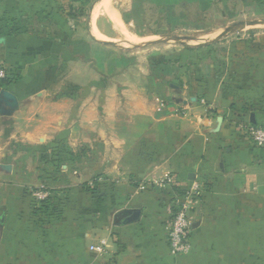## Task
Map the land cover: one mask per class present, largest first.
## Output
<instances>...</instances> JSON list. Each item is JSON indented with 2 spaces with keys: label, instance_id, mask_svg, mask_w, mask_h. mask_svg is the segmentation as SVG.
Here are the masks:
<instances>
[{
  "label": "crops",
  "instance_id": "0c3cea01",
  "mask_svg": "<svg viewBox=\"0 0 264 264\" xmlns=\"http://www.w3.org/2000/svg\"><path fill=\"white\" fill-rule=\"evenodd\" d=\"M100 8L123 34L109 0ZM30 10L25 0H0L9 79L0 90L17 100L0 113V264H264V149L247 131L264 125V113L217 108L208 91L195 88L204 100L171 83L175 69H150L146 51L93 33L72 42L9 32ZM44 152L53 163L39 162ZM168 176L175 186L153 187ZM194 185L203 187L196 200L185 196ZM45 186L59 208H42L44 195L25 190ZM179 204L189 207L191 251L174 257L166 242ZM124 210L139 215L126 222ZM101 241L99 256L89 248Z\"/></svg>",
  "mask_w": 264,
  "mask_h": 264
},
{
  "label": "rangeland",
  "instance_id": "374dc122",
  "mask_svg": "<svg viewBox=\"0 0 264 264\" xmlns=\"http://www.w3.org/2000/svg\"><path fill=\"white\" fill-rule=\"evenodd\" d=\"M102 2L25 0V5L31 9L25 12L27 18L10 23L8 31L66 38L72 42L86 34L90 38L93 33L107 44L120 45L133 52L146 51L144 61L150 69L156 65L175 69V73L169 74L171 83H186L190 92L196 90L200 98H204V93L199 94L198 89L208 91L211 97L207 99L205 95L204 100L215 99L217 108L238 113L248 108L264 113V0H109L110 11L119 12L122 18L124 27L120 31L123 34L109 25L107 14L100 8ZM242 21L247 26L219 37ZM128 33L142 39L128 42L125 40L129 39ZM174 37L188 40L163 42ZM136 46L139 49L133 50ZM246 99L247 107L243 103ZM258 127L264 129V125ZM40 157V163H53L54 155L44 152ZM82 186L89 195H99L97 189H89L90 192L87 183ZM48 189L45 186L25 190L28 195L33 196L38 191L44 195L36 199L45 203L42 208H59L62 203L50 202ZM36 201H32L30 208L34 211Z\"/></svg>",
  "mask_w": 264,
  "mask_h": 264
},
{
  "label": "built area",
  "instance_id": "2783aa9c",
  "mask_svg": "<svg viewBox=\"0 0 264 264\" xmlns=\"http://www.w3.org/2000/svg\"><path fill=\"white\" fill-rule=\"evenodd\" d=\"M6 78L5 68L0 65V81ZM253 145L264 149V129L260 127H248ZM96 181H91L88 186L94 188ZM175 180L172 177H166L164 180L153 184L156 189H165L167 187L175 186ZM149 187L148 185L140 184L138 190L143 191ZM203 187L194 185L189 191L185 192V196L192 199H197L203 193ZM191 232L192 220L190 216L189 207L187 204H179L173 207L171 224L167 232V246L171 256H185L191 251ZM89 250L99 256H102L107 251V244L101 241L99 244L91 246Z\"/></svg>",
  "mask_w": 264,
  "mask_h": 264
},
{
  "label": "water",
  "instance_id": "95a60500",
  "mask_svg": "<svg viewBox=\"0 0 264 264\" xmlns=\"http://www.w3.org/2000/svg\"><path fill=\"white\" fill-rule=\"evenodd\" d=\"M264 23V21H262ZM245 26H247V24L245 22H240L236 27H234L233 29L226 31L223 35L221 36H225V35H230L233 33H236L238 31H240L242 28H244ZM171 40H188V38L186 37H174V38H167L165 40H163V42H168ZM104 45H106V42H102ZM17 107V100L15 98V96H13L10 92L6 91V90H0V113H2L3 115H9L10 113H12ZM6 168H8V166H6ZM139 215V211L136 210H124L121 212V216L123 217V219L127 220L126 222H130L132 220H135L137 218V216ZM2 216L0 217V232L2 229ZM120 223V221H119ZM117 223V224H119Z\"/></svg>",
  "mask_w": 264,
  "mask_h": 264
},
{
  "label": "trees",
  "instance_id": "16d2710c",
  "mask_svg": "<svg viewBox=\"0 0 264 264\" xmlns=\"http://www.w3.org/2000/svg\"><path fill=\"white\" fill-rule=\"evenodd\" d=\"M9 79L6 77L5 79L0 81V86L4 84H8Z\"/></svg>",
  "mask_w": 264,
  "mask_h": 264
}]
</instances>
